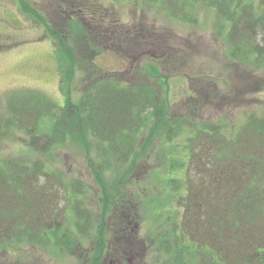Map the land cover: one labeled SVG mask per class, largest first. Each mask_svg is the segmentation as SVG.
<instances>
[{
  "label": "trees",
  "instance_id": "obj_1",
  "mask_svg": "<svg viewBox=\"0 0 264 264\" xmlns=\"http://www.w3.org/2000/svg\"><path fill=\"white\" fill-rule=\"evenodd\" d=\"M18 1L23 11L32 13L26 0ZM148 1L168 17L193 24L195 9H211L219 17L229 57L264 69V0ZM63 6L69 13L74 8ZM84 7L79 8L83 14H69L66 20L67 28L79 33L71 38L84 60L64 45L59 53L69 58L67 66L58 54L64 105L43 91L25 88L9 93L0 117V145L15 130L22 131L32 138L25 144L27 152L35 153L32 144L44 134V154L0 159V246L29 244L64 252L89 244L82 264H104L112 181L120 179L123 185L138 163L160 149L165 167L161 173L153 170L162 182L150 203L162 209L159 247L170 263L264 264V113L251 112L238 124L221 115L199 118L197 107L188 115L173 113L160 96L165 82L133 83L98 68L92 55L105 48L96 28L101 15ZM114 21L118 38L128 40L131 30L121 35L125 27ZM52 34L64 43L61 30ZM145 40L156 43L159 38L148 33ZM145 70L159 77L157 65L147 64ZM48 117L51 123L45 125ZM67 145L85 150L91 173L102 185L98 211L86 201L88 188L76 180L71 185L53 162V149ZM172 203L181 211L178 219L174 209L168 211Z\"/></svg>",
  "mask_w": 264,
  "mask_h": 264
},
{
  "label": "rangeland",
  "instance_id": "obj_2",
  "mask_svg": "<svg viewBox=\"0 0 264 264\" xmlns=\"http://www.w3.org/2000/svg\"><path fill=\"white\" fill-rule=\"evenodd\" d=\"M26 1L32 13L23 11L18 0H0V117L6 111L9 93L25 88L43 91L58 106L64 105L58 54L67 66L69 58L59 53L64 45L84 60L77 42L71 38L79 33L70 30V26L67 28L66 21L71 18L67 15L75 16L80 11L81 5L101 15L98 19L102 24L96 28L99 44L105 48L92 55L98 68L115 71L123 80L133 83L143 79L165 82L160 96L173 113L188 115L191 108L197 107L199 118L227 116L229 124L241 123L251 112L264 113V69L229 57L219 17L211 9L204 6L195 9L197 23L193 24L168 17L158 4L148 0ZM64 4L74 6L69 8L71 13ZM39 16L44 19L42 23H37ZM113 20L125 27L121 35L131 30L128 40H123L124 36L118 38L120 34ZM56 28L62 31L63 44L52 34ZM148 33H154L159 40L146 41ZM147 64L157 65L159 77L145 70ZM70 86L75 90L74 96L79 97L81 92L75 89L74 81ZM43 123L49 125L51 119L45 118ZM42 135L32 144L35 153H29L25 144L31 143L32 138L15 130L0 145V159L17 154L26 158L44 154ZM179 141L181 144L182 139ZM160 152L156 149L150 160L138 163L125 181L122 178L123 185L120 179L112 181L113 212L107 216L109 232H105L104 264H122L123 260L129 264H171L159 247L158 236L164 228L162 209L156 210L150 203L162 182L153 176V170L161 173L165 167ZM52 157L71 185L76 180L88 188L86 201L95 211L100 210L98 200L104 192L91 173L85 150L79 145H67L53 149ZM169 207L172 210L168 211L174 209L178 219L179 207L173 203ZM66 221L70 223V218ZM123 238L128 241L122 243ZM86 248L62 252L39 245H4L0 246V264H82Z\"/></svg>",
  "mask_w": 264,
  "mask_h": 264
}]
</instances>
